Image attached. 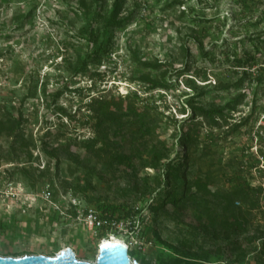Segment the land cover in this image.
Returning a JSON list of instances; mask_svg holds the SVG:
<instances>
[{
  "label": "rangeland",
  "instance_id": "1",
  "mask_svg": "<svg viewBox=\"0 0 264 264\" xmlns=\"http://www.w3.org/2000/svg\"><path fill=\"white\" fill-rule=\"evenodd\" d=\"M112 1L101 2L109 9ZM170 1L125 0L121 16L135 11L133 20L103 36V23L92 22L99 9L92 0H84L85 6L80 0H0V108L21 113L27 135L37 138L51 128L64 133L60 144H69L59 150L58 160H49L36 142L30 148L32 158L28 159L25 149L18 151L19 156L7 153L9 141L1 139L0 256H54L70 247L78 259L94 262L99 242L115 236L123 239L130 250L152 260L161 252L155 232L172 245L215 250L222 242L195 230L190 212L155 217L150 201L142 193L143 181L137 179V191L130 171L123 165L112 161L109 155L98 158L87 152L83 143L92 130L88 124H79L90 117L85 107L89 98L106 91L115 96L135 91L143 102L156 100L159 110L172 114L180 124L186 116L180 110L182 101L203 90L201 99L206 105H225L244 96L236 110L228 111L227 124L223 122L220 128L203 126L198 149L193 153L194 173L214 171L211 188H229V178L234 176L236 181L260 185L263 192L259 206L251 210L244 234L255 236L256 240L247 246L245 242L244 250L232 257L226 248L222 256L211 260H218L214 264H264V257L258 253L264 226V45L257 40L264 37V0H183L179 7L167 8ZM190 10L201 19L193 22ZM92 23L94 37L89 31ZM108 37V57L86 66L99 71L101 79L92 80L82 71L75 73L87 53ZM181 45L190 50V55L183 52ZM201 50L208 53L207 59ZM133 51L137 59H158L175 67L167 75L169 89L147 90L146 84L134 80L143 71L134 64ZM225 52H235L242 59L247 58L243 52H249L254 60L238 66L234 60H226ZM180 69L186 70L182 76L177 72ZM150 77L158 79L159 75L152 72ZM56 89L63 93L54 101L49 93ZM253 106L255 111L248 123L229 132L231 124L242 121ZM57 107L75 112L78 122L60 117ZM161 124L147 138L148 143L164 139L173 158L181 154L180 145L172 139V126ZM128 151L129 145L124 142L116 145L112 153ZM47 163L48 174L39 177L38 170ZM21 167L31 173L24 175ZM154 173L146 167L140 168L138 175L152 177ZM46 190L51 192L49 197L44 196ZM161 194L160 189L153 195ZM102 202L124 203L130 209H138L135 231L128 230V221L117 227L89 228L82 210L96 209Z\"/></svg>",
  "mask_w": 264,
  "mask_h": 264
},
{
  "label": "trees",
  "instance_id": "2",
  "mask_svg": "<svg viewBox=\"0 0 264 264\" xmlns=\"http://www.w3.org/2000/svg\"><path fill=\"white\" fill-rule=\"evenodd\" d=\"M92 4H99L98 14L95 20L103 23V36H106L108 30L114 27H122L129 23L135 16V11L121 16L123 3L125 0H113L109 9H105L102 0H92ZM183 0H171L167 3V8L179 7ZM82 5H86L84 0H80ZM104 10V11H103ZM180 14L183 11L180 10ZM192 21L196 22L201 19L200 16L192 14ZM31 15L29 11L28 16ZM90 35L94 37V25L92 23ZM111 38L102 40L97 47L89 51L83 59V65L74 70V72H84L89 78L96 80L101 74L97 70H89L86 66L89 63H100L108 57L111 47ZM264 45V37L257 39ZM97 42V37L94 38ZM181 48L186 55H190V50L183 45ZM134 52V51H133ZM203 58H208V53L200 51ZM247 55L246 59L236 57V53L225 52L226 60H234L238 66L248 64L249 60L254 57L249 52H243ZM136 53H132L134 64L140 67L143 75L138 79L146 84L147 90H167L169 83L167 75L175 67L168 62H160L158 59L144 60L137 59ZM232 56V59H230ZM186 70H178L179 75H183ZM157 72L158 79L151 78L150 74ZM101 79V78H100ZM47 84V81L44 82ZM69 92H81V89H67ZM91 89H89L90 91ZM89 91L87 96H90ZM45 92V87H44ZM63 93V90L56 89L49 93L54 101ZM205 91L197 90L191 94L188 99L182 101L180 110L186 116L179 120L172 114H165L159 110L156 100L147 101L139 98L135 92H129L124 95L115 96L111 91H106L97 97L91 96L85 103L90 117L79 123L81 126H88L92 130V135L83 143L85 150L94 156L101 158L109 155L112 161L123 165L134 179V188L138 191L139 186L137 179L143 181L142 193L147 198L149 208L157 217L158 215L169 216L171 213L180 216L190 212L194 220V229L203 235L212 238L214 241H221L215 250L200 249L193 250L186 247L172 245L162 240L157 232L155 238L161 245L160 255L155 259H147L138 251L130 250V258H134L139 264H214L216 260H211L222 256L227 248L228 256L232 257L235 253L244 250V244L251 245L257 237L245 236L247 227L251 219V210L259 206V199L262 187L251 186L246 181H236L234 176L229 178L230 187L227 189L211 188L215 182V173L207 170L203 175L194 173L195 157L194 150L198 149V140L204 125L211 128H220L222 123L227 124L229 116L228 111L236 110L241 103L244 95H239L225 105L204 104L202 97ZM78 107V113L80 110ZM56 112L60 117H65L71 122H78L76 113H70L63 107H57ZM253 106L250 112L242 118V121L231 124L229 132H234L238 128L247 124L254 114ZM22 114L12 113L11 111L0 108V149L1 139L9 141L7 153L13 156H19L18 151L25 149V155L28 159L32 158L30 151L31 146L35 147L36 142L41 145L43 154L49 160H58V152L69 144H60L63 132L53 131L51 128L40 137L33 138L32 134L27 135L22 128ZM161 123L171 125L173 132L172 139L180 145L181 154L177 153L173 158L169 156L167 145L163 140H158L149 145L148 139L154 132L160 129ZM75 127V124H74ZM128 143L129 151L126 153H112L116 145ZM144 154L147 157H144ZM139 164V168L137 165ZM151 168L155 171L153 176L144 174L138 175L140 168ZM24 175L31 173L25 167L20 168ZM49 172V163L38 170L39 177L46 176ZM162 190L161 195H153L157 190ZM240 203L247 205H236ZM101 212L102 218L115 220L116 222L128 221V230L134 232L136 229V216L139 211L130 209L124 203L115 204L109 202L99 203L96 207ZM261 243L258 247V253L264 257V226L261 232ZM168 251V253H164ZM166 254V256H164ZM16 257L17 255H13Z\"/></svg>",
  "mask_w": 264,
  "mask_h": 264
},
{
  "label": "water",
  "instance_id": "3",
  "mask_svg": "<svg viewBox=\"0 0 264 264\" xmlns=\"http://www.w3.org/2000/svg\"><path fill=\"white\" fill-rule=\"evenodd\" d=\"M0 264H139L131 261L128 245L116 241H101L94 262L78 259L75 252L66 247L54 256L44 254H25L22 256H0Z\"/></svg>",
  "mask_w": 264,
  "mask_h": 264
},
{
  "label": "built area",
  "instance_id": "4",
  "mask_svg": "<svg viewBox=\"0 0 264 264\" xmlns=\"http://www.w3.org/2000/svg\"><path fill=\"white\" fill-rule=\"evenodd\" d=\"M51 195L50 190H46L44 193L45 197H49ZM72 204L75 206L76 203L73 201ZM83 218L86 223V225L89 228L94 229H101L105 227H117L119 223L123 222H116L115 220H110L106 218H102L101 212L95 208L92 207H86L82 210Z\"/></svg>",
  "mask_w": 264,
  "mask_h": 264
},
{
  "label": "bare ground",
  "instance_id": "5",
  "mask_svg": "<svg viewBox=\"0 0 264 264\" xmlns=\"http://www.w3.org/2000/svg\"><path fill=\"white\" fill-rule=\"evenodd\" d=\"M106 240H111V241H116V242H120V243H125L127 244L123 239H120V238H117L115 236H111V237H106V238H103L101 241H106ZM100 241V242H101ZM99 242V244H100ZM76 255V254H75Z\"/></svg>",
  "mask_w": 264,
  "mask_h": 264
}]
</instances>
